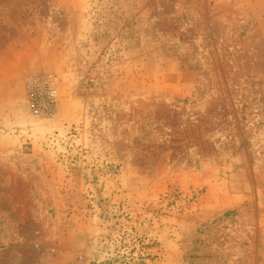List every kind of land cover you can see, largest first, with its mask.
<instances>
[{"label": "rangeland", "instance_id": "rangeland-1", "mask_svg": "<svg viewBox=\"0 0 264 264\" xmlns=\"http://www.w3.org/2000/svg\"><path fill=\"white\" fill-rule=\"evenodd\" d=\"M0 264H264V0H0Z\"/></svg>", "mask_w": 264, "mask_h": 264}, {"label": "built area", "instance_id": "built-area-1", "mask_svg": "<svg viewBox=\"0 0 264 264\" xmlns=\"http://www.w3.org/2000/svg\"><path fill=\"white\" fill-rule=\"evenodd\" d=\"M46 91L31 90L29 93V108L33 111L50 114L53 110L55 100V89L47 83Z\"/></svg>", "mask_w": 264, "mask_h": 264}]
</instances>
